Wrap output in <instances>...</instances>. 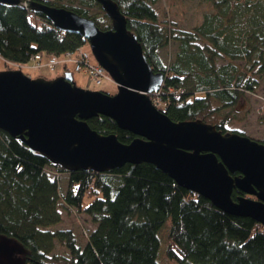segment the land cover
Wrapping results in <instances>:
<instances>
[{
    "label": "trees",
    "instance_id": "16d2710c",
    "mask_svg": "<svg viewBox=\"0 0 264 264\" xmlns=\"http://www.w3.org/2000/svg\"><path fill=\"white\" fill-rule=\"evenodd\" d=\"M36 1L91 17L102 29L111 27L91 14L90 6L103 10L96 0ZM115 1L154 70L165 73L154 93L157 106L173 121L200 118L229 131L232 114L221 110L234 107L264 80V0H203L211 8L191 28L160 12L157 0ZM86 42L56 27L43 12L0 2V57L6 62L23 63L39 52L62 55ZM172 44L166 59L161 52ZM88 123L99 133H115L122 143L136 137L104 114ZM47 166L68 175L65 191ZM231 195L236 201L245 193L235 187ZM71 208L96 224L84 244L79 243L83 232L53 228L62 219L61 209ZM0 234L22 246L24 264H161L162 234L164 264H264L262 223L223 210L155 164L69 171L1 127ZM56 244L69 254L54 253Z\"/></svg>",
    "mask_w": 264,
    "mask_h": 264
},
{
    "label": "water",
    "instance_id": "95a60500",
    "mask_svg": "<svg viewBox=\"0 0 264 264\" xmlns=\"http://www.w3.org/2000/svg\"><path fill=\"white\" fill-rule=\"evenodd\" d=\"M96 1L111 19L108 29L66 7L36 0L28 7L43 12L59 29L88 40L117 91L83 88L70 71L47 78L32 77L21 68L3 69L0 127L69 171L151 162L223 210L264 225V141L236 130L222 132L200 118L173 121L151 97L161 88L165 73L154 70L117 1ZM99 114L136 137L126 144L115 133H99L88 123ZM235 187L245 193L236 201L231 195Z\"/></svg>",
    "mask_w": 264,
    "mask_h": 264
},
{
    "label": "rangeland",
    "instance_id": "374dc122",
    "mask_svg": "<svg viewBox=\"0 0 264 264\" xmlns=\"http://www.w3.org/2000/svg\"><path fill=\"white\" fill-rule=\"evenodd\" d=\"M61 1L76 5L81 4L83 0ZM156 5L158 9H160V12L169 18L171 17L177 20L183 27L186 28H191L199 24L204 13L211 8L210 4L203 0H157ZM90 9L92 11L91 14H94L97 17H102V22L111 23V19H109L110 17L104 18L105 13L103 10L101 11L97 6H90ZM173 46L174 44L163 48L161 53L164 58L168 59L166 57V53L169 48L172 49ZM81 48L92 53L89 42L83 44ZM48 54L49 53L47 52L43 53V65L35 66L33 60H28L22 63V70L32 77L44 76L47 78H54L65 72L66 69L62 63H57L54 69L45 63ZM93 59L95 60V58ZM6 63L7 62L5 59L0 57V70L7 69V67H9V65ZM16 67L13 66L12 68ZM68 67L73 72V76L77 85L83 88H89L92 90L100 89L111 94L117 91V83L110 76L104 78L101 83L97 84L95 80L89 79V74L86 71L74 70L73 62H69ZM153 94L154 93L151 94L153 102L158 103L157 94H154L156 97H153ZM221 112L222 114L226 112L232 114V117L228 119V127L230 130L244 132L246 135H249L253 138L264 140V80H262L255 91H248L234 107L223 108ZM47 170L52 176H60L59 179L61 190L65 191L68 182V175L66 173L57 172V169L53 166H47ZM61 217V221L53 225V228H72L80 234L83 232L81 236H79V243L81 244L86 242L87 233L96 226V224L91 220L90 215L82 213L76 208L61 209ZM163 237L164 234L161 236V247L159 254V260L161 264L165 263V260L162 259L163 251L166 245L165 238ZM53 252L69 254V251L65 247L59 246L58 244H56ZM22 253L23 248L15 239L0 234V261L5 264H24L21 257ZM169 264L172 263L169 262Z\"/></svg>",
    "mask_w": 264,
    "mask_h": 264
},
{
    "label": "built area",
    "instance_id": "2783aa9c",
    "mask_svg": "<svg viewBox=\"0 0 264 264\" xmlns=\"http://www.w3.org/2000/svg\"><path fill=\"white\" fill-rule=\"evenodd\" d=\"M27 4L28 3L24 2V5ZM31 59L34 61L35 66H40L42 65L43 55L39 52L33 55ZM70 60L76 62V69H85L89 74V79L95 80L97 84L101 83L104 78L109 77L105 68L102 65L92 63L90 61L88 52L82 50L81 48H78L75 51H67L62 55L49 54L46 63L53 69L57 63H65ZM10 63L17 65V63Z\"/></svg>",
    "mask_w": 264,
    "mask_h": 264
}]
</instances>
